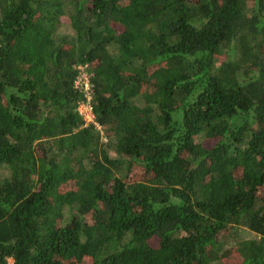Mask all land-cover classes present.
<instances>
[{
  "label": "trees",
  "instance_id": "16d2710c",
  "mask_svg": "<svg viewBox=\"0 0 264 264\" xmlns=\"http://www.w3.org/2000/svg\"><path fill=\"white\" fill-rule=\"evenodd\" d=\"M0 264H264V0H0Z\"/></svg>",
  "mask_w": 264,
  "mask_h": 264
},
{
  "label": "built area",
  "instance_id": "2783aa9c",
  "mask_svg": "<svg viewBox=\"0 0 264 264\" xmlns=\"http://www.w3.org/2000/svg\"><path fill=\"white\" fill-rule=\"evenodd\" d=\"M85 68H86L85 66H79L78 67V70L80 71V75L78 76V78L75 82V87L84 92L86 102L82 103L80 105L86 106L88 108V110L91 114V118L89 120H86L84 118V116H82V114L79 112V110H78V112L83 117L86 125L87 124H93V125H95V127H97V125L94 123V116L92 114L91 107L89 105V102L91 100V95H90L91 90H90V85H89V77H88L87 73L85 72ZM97 129H99V128L97 127Z\"/></svg>",
  "mask_w": 264,
  "mask_h": 264
},
{
  "label": "rangeland",
  "instance_id": "374dc122",
  "mask_svg": "<svg viewBox=\"0 0 264 264\" xmlns=\"http://www.w3.org/2000/svg\"><path fill=\"white\" fill-rule=\"evenodd\" d=\"M61 32L64 33V34H72V32H71V30H70L68 24H64V25H63V27L61 28ZM78 110H79V112L82 114V116H84V118H85L86 120H89V119L91 118V114H90V112H89V110H88V108H87L86 106L80 105V106L78 107ZM101 136H102V134H101ZM101 138H102V137H101ZM102 141L105 142V139L102 138ZM110 154H111V156H114L112 152H111ZM69 216H70V215H68V217H69ZM236 235H237L238 237H236ZM254 235H255L254 233L250 232L249 230H247V229H245V228H240L237 232H235V238L240 239V240H241V239H248V238H251V237H253ZM233 242H234V240H233L232 238L229 239L228 242L226 243V246H230V245H232ZM10 263H12V260H11V259H10Z\"/></svg>",
  "mask_w": 264,
  "mask_h": 264
}]
</instances>
